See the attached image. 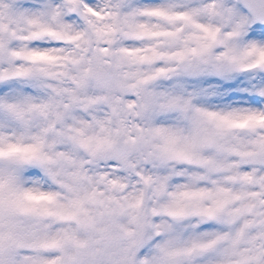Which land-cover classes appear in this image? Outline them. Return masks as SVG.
Masks as SVG:
<instances>
[{"label": "clouds", "instance_id": "obj_1", "mask_svg": "<svg viewBox=\"0 0 264 264\" xmlns=\"http://www.w3.org/2000/svg\"><path fill=\"white\" fill-rule=\"evenodd\" d=\"M247 3L0 0V264H264Z\"/></svg>", "mask_w": 264, "mask_h": 264}, {"label": "snow or ice", "instance_id": "obj_2", "mask_svg": "<svg viewBox=\"0 0 264 264\" xmlns=\"http://www.w3.org/2000/svg\"><path fill=\"white\" fill-rule=\"evenodd\" d=\"M247 9L251 13V16L254 20V22L259 24H264V0H248V3L246 5ZM153 14H160V13H153ZM31 23H35V21H30ZM0 48H3V44L0 43ZM253 50L256 51L257 49L255 46L253 47ZM260 51V60L257 63L264 62V50ZM12 55L19 56L20 53L13 52ZM30 59H44L47 57L44 56H38L35 53H32L29 57ZM20 74V73H18ZM261 95H264V91H261ZM210 115L215 116V113H210ZM220 119L223 121V123L228 126L229 128H247V127H264V113H250L247 115H240L239 113H229L228 115L221 116ZM262 148H264V144L260 145ZM210 245L206 246H200V247H208ZM194 249H190L189 251H192Z\"/></svg>", "mask_w": 264, "mask_h": 264}]
</instances>
